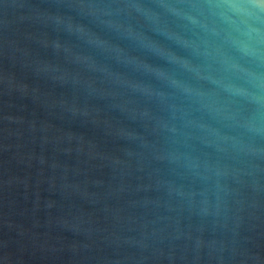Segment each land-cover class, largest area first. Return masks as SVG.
Here are the masks:
<instances>
[{"label":"water","instance_id":"95a60500","mask_svg":"<svg viewBox=\"0 0 264 264\" xmlns=\"http://www.w3.org/2000/svg\"><path fill=\"white\" fill-rule=\"evenodd\" d=\"M0 264H264V0H0Z\"/></svg>","mask_w":264,"mask_h":264}]
</instances>
